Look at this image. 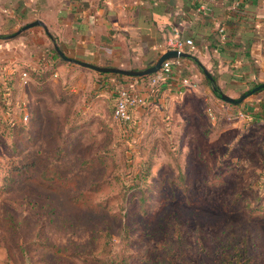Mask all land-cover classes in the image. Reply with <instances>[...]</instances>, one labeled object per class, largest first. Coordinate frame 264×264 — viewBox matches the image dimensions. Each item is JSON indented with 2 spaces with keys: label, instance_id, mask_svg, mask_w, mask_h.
<instances>
[{
  "label": "rangeland",
  "instance_id": "374dc122",
  "mask_svg": "<svg viewBox=\"0 0 264 264\" xmlns=\"http://www.w3.org/2000/svg\"><path fill=\"white\" fill-rule=\"evenodd\" d=\"M54 46L0 62V264H264V121L211 89L121 122L111 77L22 82Z\"/></svg>",
  "mask_w": 264,
  "mask_h": 264
},
{
  "label": "crops",
  "instance_id": "0c3cea01",
  "mask_svg": "<svg viewBox=\"0 0 264 264\" xmlns=\"http://www.w3.org/2000/svg\"><path fill=\"white\" fill-rule=\"evenodd\" d=\"M203 5L212 8L209 14L200 12ZM35 20L46 25L66 55L126 70L140 71L155 65L164 54L162 48L175 26L184 37L194 39L195 49L187 51L190 56L176 59L171 76L156 94L145 86L147 75L129 76L95 70L99 74L92 73L93 69L68 61L62 63L55 51H49L44 62H31L27 66L37 70L55 67L47 81L59 75L65 80L69 76L89 78L90 82L95 77L98 80L111 77L116 89L106 85L105 91L114 93L121 87L132 86L147 99L144 106L136 107L138 113L158 101L165 103L190 91L208 93L212 87L204 69L216 77L221 89H226L232 98H239L251 86L264 83V0H0V36L18 31ZM30 30L35 41L28 36L30 33L21 34L17 41L20 46L10 54V60L5 57L10 49L0 51V62L4 56L8 66L14 64L11 66L13 75L20 71L18 67L25 60L28 44L48 45L49 41L54 44L44 26L37 25L28 32ZM4 72L0 68V81L3 88H7L14 82ZM186 79L196 86L185 85ZM216 104L228 108L222 103ZM234 107L249 120L264 121V89L248 95Z\"/></svg>",
  "mask_w": 264,
  "mask_h": 264
},
{
  "label": "built area",
  "instance_id": "2783aa9c",
  "mask_svg": "<svg viewBox=\"0 0 264 264\" xmlns=\"http://www.w3.org/2000/svg\"><path fill=\"white\" fill-rule=\"evenodd\" d=\"M212 8L208 5H203L200 7V12L209 14L211 12ZM196 47V43L194 39L192 38H186L181 34V30L178 26H175L172 28L171 32L166 38V41L164 43V46L162 48V52L165 53L169 50H178V51H184L187 52L189 49L193 50ZM176 59H167L163 62L161 68L152 74L147 75L145 86L148 87V89L151 92H154L155 94L158 93L159 87L162 83L166 82L167 79L171 76L173 71V65L176 63ZM178 60V59H177ZM22 82L24 84H28L30 82V76L29 74L24 71L22 72ZM184 84L193 88L195 87V83L185 80ZM129 87H121L120 88V95L119 99L116 103L115 111H114V117L121 122L128 123L132 120V114H131V108L132 107H138V106H144L147 102V99L142 96L141 93H139L135 88L132 86ZM210 114L215 118V114L213 112V109L209 108ZM240 115L243 117L246 116L245 113L240 112ZM23 119L27 121L29 119L28 113H24Z\"/></svg>",
  "mask_w": 264,
  "mask_h": 264
},
{
  "label": "water",
  "instance_id": "95a60500",
  "mask_svg": "<svg viewBox=\"0 0 264 264\" xmlns=\"http://www.w3.org/2000/svg\"><path fill=\"white\" fill-rule=\"evenodd\" d=\"M37 25L44 26L48 35L50 37H52V35H51L50 31L48 30V28L46 27V25L41 20H35L33 22H30V23L22 26L18 31H16L15 33H13L11 35L6 36V38L7 39L16 38L19 35H21L24 31L30 29L31 27L37 26ZM54 45H55L56 51L58 52L60 57L63 58L65 61L75 63L79 66L86 67L89 69H93V70L98 71V72L119 73V74L129 75V76L149 75V74L157 72L161 68L163 62L167 59H174V58H178V57L190 56V54L188 52L178 51V50H169V51L165 52L164 54H162L160 56V58L158 59V61L155 63V65H153L152 67L147 68V69H143L140 71H135V70H126V69L116 68V67L99 66V65H96V64L88 62V61L73 58V57L66 55L65 52L60 49L59 45L56 42L54 43ZM204 72L209 79H213L211 73L208 70L204 69ZM263 88H264V83H261L258 86H256L253 91L249 92L248 94H244L239 98H232V97H229V96L223 94L222 99L228 103H232V104L237 105V104L242 103L247 98L248 95H250L254 92H257Z\"/></svg>",
  "mask_w": 264,
  "mask_h": 264
},
{
  "label": "trees",
  "instance_id": "16d2710c",
  "mask_svg": "<svg viewBox=\"0 0 264 264\" xmlns=\"http://www.w3.org/2000/svg\"><path fill=\"white\" fill-rule=\"evenodd\" d=\"M16 32V31H15ZM14 32V33H15ZM1 38H4V35H1L0 36ZM50 37V36H49ZM52 40H53V42L55 43L56 42V39H55V37L52 35V37H50ZM57 43V42H56ZM55 47V46H54ZM60 57V56H59ZM60 61L62 62V63H66V61L63 59V58H61L60 57ZM197 63L199 64V62L197 61ZM199 66H200V68H201V70H203V66L202 65H200L199 64ZM55 68V67H54ZM54 68H50V69H47V70H45V68H43V69H41V70H37V69H34V68H27L26 70H24V71H26L28 74H29V76L31 77H33V78H35V79H37L39 82H46L47 81V78L49 77V76H51L53 73H54V71H55V69ZM43 70V71H42ZM212 77H213V79H208V81H209V84L211 85V87H212V91H213V93L217 96V97H219V98H222V95H223V92H222V89H221V87L219 86V84L217 83V79H216V77L214 76V75H212ZM163 84V83H162ZM161 84V85H162ZM259 84H261V83H258V84H256V85H253V86H251L250 87V89H248L247 91H245L242 95H244V94H248L249 92H251V91H253L254 90V88L256 87V86H258ZM12 84H9L8 86H7V88H3V83L0 81V100L2 101V100H5V98H4V93L5 92H7L8 90H9V87L11 86ZM160 85V86H161ZM159 89H160V87H159ZM264 89V88H263ZM263 89H261V90H263ZM260 91V90H259ZM119 95H120V89L116 92V90H115V92L113 93V96L115 97V104H114V110H113V116H114V111H115V107H116V103H117V101H118V99H119ZM241 95V96H242ZM233 106H234V104H233ZM136 111V107H132L131 108V114H132V120L131 121H129L128 123H130V122H132L133 121V117H134V112ZM236 256H238V258L240 257V261H241V258H242V256H241V254H239V251H237L236 252ZM245 262H246V259H244V263L243 264H245Z\"/></svg>",
  "mask_w": 264,
  "mask_h": 264
}]
</instances>
